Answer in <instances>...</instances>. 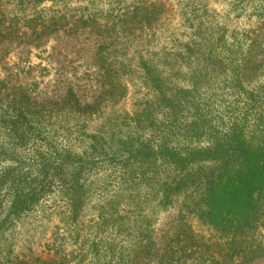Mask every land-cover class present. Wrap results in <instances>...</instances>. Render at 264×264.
I'll return each mask as SVG.
<instances>
[{
  "label": "trees",
  "instance_id": "16d2710c",
  "mask_svg": "<svg viewBox=\"0 0 264 264\" xmlns=\"http://www.w3.org/2000/svg\"><path fill=\"white\" fill-rule=\"evenodd\" d=\"M57 1L67 4L66 0H0V44L24 38L40 41L69 24L72 32L79 27L101 28L88 8L74 20L63 10L47 15L44 5L54 7ZM220 4L228 6L229 13L219 10L224 8ZM196 5L192 2L189 12L201 21ZM176 7L155 0L126 15L151 26L164 8L182 13V18L187 15L184 7L173 10ZM246 12L255 16L258 27L228 36L220 18ZM190 29L184 52L175 59L197 63L198 87L185 92L189 105H195L191 122L181 111L179 91L167 96L158 84L153 88L159 96L154 107L141 115L99 122L103 109L126 95L121 77L104 57L101 91L92 104H81L70 91L61 104L31 103L23 91L18 102L2 112L0 124L9 142L2 143L0 153V240L16 224L44 215L58 214L64 225L77 230L79 213L99 196L96 226L110 236L84 250L91 264H138L139 257L153 264L178 263L165 252L159 254L154 238L156 219L170 209L195 219L214 235L213 253L186 254L182 240H177L184 255L178 264H230L239 254L247 261L264 258V250L248 248L264 200V80H260L264 0H211V35L201 23ZM207 77H211L210 97L202 96L199 87ZM56 137L65 145L57 148ZM191 141L197 145L189 146ZM181 231L176 237L184 239L188 234ZM8 263L63 262L36 257L30 263L23 257Z\"/></svg>",
  "mask_w": 264,
  "mask_h": 264
},
{
  "label": "rangeland",
  "instance_id": "374dc122",
  "mask_svg": "<svg viewBox=\"0 0 264 264\" xmlns=\"http://www.w3.org/2000/svg\"><path fill=\"white\" fill-rule=\"evenodd\" d=\"M149 1L155 0H66V6L57 1L54 7L50 3L45 4L47 15L63 10L71 20L85 13V8H88L89 13L95 14L100 20L101 28L79 27L72 32L69 30L72 24H69L63 30L40 41L24 38L0 44V117L10 104L18 102L23 91H26L31 103L47 104L48 101H57L61 104L70 91L81 104H92L101 91L104 71L100 69V58L104 57L121 77L126 95L115 105L105 107L98 116L101 119L99 122L116 117L119 121L126 114L141 115L150 106L154 107L153 104L159 97L154 93L157 84L167 96L179 91L178 96L182 100L181 111L185 119L189 122L194 120L195 105H189L190 99L185 98V92L198 87L197 63L195 60L192 63L183 62L179 58L176 60L175 55L179 52L183 54L184 46L193 33L191 25L197 26L201 23L205 30L210 29L211 35V0H200L201 5L198 0H157L166 6L176 4L178 7L173 10L184 7L187 15L182 18V13H169L170 9L164 8V11L161 10L158 14L159 21L151 26L138 24L137 18L126 15L131 9L142 7ZM192 2L197 4L198 11L202 10L198 13L202 16L201 21H195L193 14L189 12ZM120 3H123V6H120ZM221 6L224 8L219 10L223 9L229 13L228 6ZM220 20L219 24L227 28L228 36L233 31L242 34L243 31L252 32L258 27L255 16L250 12L236 17L233 14L228 19ZM261 46L263 55L260 56L264 59V38L261 39ZM169 54L174 56L169 57ZM147 73L154 83H150ZM210 80L211 77H207L202 80L201 86L199 85L200 93L204 97L211 95ZM260 80H264V74ZM208 103L209 118L211 99ZM154 117L155 120L159 119L156 113ZM4 133L5 130L0 124V153L2 143L9 142L4 138ZM55 144L57 148H60L59 144L65 145L63 140L57 137ZM188 145L194 147L197 143L191 141ZM96 181L97 179L93 178L96 185L94 187L97 188L99 184ZM96 192L101 191L96 189ZM93 199L90 206L79 213L77 230L68 228V224L64 225L62 216L58 214L51 217L44 215L37 219L30 217L21 224H16L14 231L0 240V264H9L10 260L23 257L30 263L37 257L41 261H62V264H91L92 258L86 255L84 250L86 251L91 242L107 240L110 236L96 226L98 221L94 211L100 197ZM103 199L104 197L101 200ZM157 219L153 229L159 254L165 252L167 258L181 263L184 255L180 252L177 240H182L186 254L214 252L215 249H211L214 235L195 219L183 214L178 215L175 209L159 214ZM257 222L249 236L248 248L253 251L264 250V200L260 202ZM181 230L188 234L184 239V235L176 237ZM190 238L195 239L197 243L191 242ZM203 243L208 244V248L201 246ZM137 262L153 264L152 261H144L142 257H139ZM230 264H264V258L247 261L239 254Z\"/></svg>",
  "mask_w": 264,
  "mask_h": 264
}]
</instances>
